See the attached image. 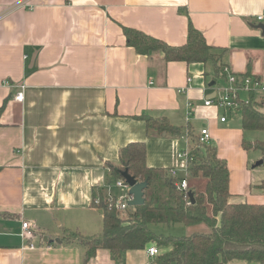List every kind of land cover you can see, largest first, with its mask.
Returning <instances> with one entry per match:
<instances>
[{
    "label": "crops",
    "instance_id": "obj_1",
    "mask_svg": "<svg viewBox=\"0 0 264 264\" xmlns=\"http://www.w3.org/2000/svg\"><path fill=\"white\" fill-rule=\"evenodd\" d=\"M263 11L264 0H0V264H154L148 250L115 259L98 249L87 259L82 238L102 235L94 201L108 195L121 150L145 142L150 167L182 177L178 153L189 127L195 136L210 130V145L228 163L231 201L263 204L253 188L264 166L252 174L235 158L247 152L243 141L263 142L264 132L244 131L242 113L205 106L225 84V69L264 82V33L256 27ZM190 24L224 50L217 66L139 55L123 31L181 47ZM141 116L184 131L149 136ZM250 157L262 160L261 152ZM24 222L35 232L28 241Z\"/></svg>",
    "mask_w": 264,
    "mask_h": 264
},
{
    "label": "trees",
    "instance_id": "obj_2",
    "mask_svg": "<svg viewBox=\"0 0 264 264\" xmlns=\"http://www.w3.org/2000/svg\"><path fill=\"white\" fill-rule=\"evenodd\" d=\"M123 31L127 45L139 55L160 52L166 62H212L217 66L224 53L208 45L192 24L187 42L181 47L169 46L135 29L123 28ZM241 113L244 131L264 132V100L245 104ZM136 118L145 122L149 136H180L184 131L165 117ZM188 129L196 158L190 163L186 178L171 177L170 169L150 167L145 142H132L121 150V165L112 167L111 174L118 180L123 179L122 173L127 171L138 182L146 183L145 203L121 213L110 196L100 194L103 232L98 238H82L87 247V259L98 249L108 250L113 258L120 259L129 251L148 250L155 245L164 253L156 257L154 264H228L232 261L264 264V203L232 202L227 161L220 158L217 148L211 145L202 146L205 153L197 156L199 148L196 147L201 145L192 128ZM242 147L247 152H261L264 166V141H243ZM183 179L188 181L187 190L179 186ZM254 189L264 195V180ZM190 192L194 202L189 197ZM178 224L202 227V230L196 229L182 237L158 234L154 230L157 226Z\"/></svg>",
    "mask_w": 264,
    "mask_h": 264
},
{
    "label": "built area",
    "instance_id": "obj_3",
    "mask_svg": "<svg viewBox=\"0 0 264 264\" xmlns=\"http://www.w3.org/2000/svg\"><path fill=\"white\" fill-rule=\"evenodd\" d=\"M256 19L260 24H264V11L258 14ZM224 74L225 84L217 88L213 98L205 101L206 107H212L218 111H225L234 115L241 113L245 104H256L260 102V100H264V82L260 78L251 75L232 73L228 69L224 70ZM243 94L247 97H243ZM15 99L22 101L24 99L23 93L18 94ZM227 120L228 117L225 115H222L220 118L221 123H225ZM187 137V144L179 151L178 159L184 164V170L188 174V167L190 163L195 160L196 156L193 153V143L189 139L188 132ZM211 138V132L208 128L201 129L197 136L201 146L210 145ZM169 175L174 178L179 177L178 171L175 169H170ZM179 186L183 190H187L188 181L183 179L179 182ZM112 187L121 190L122 195L120 197H115L112 194ZM130 190L129 185L124 179L114 180L113 185L109 186L108 196L115 201V208L121 213L126 212L131 207L129 203L132 201L133 197L130 194ZM99 204L101 205L100 202ZM34 234L35 232L31 224L29 222H24L21 232L22 239L28 241L33 238ZM29 247L34 248V245L30 244ZM161 254L162 250L155 245L148 249V255L150 257H158Z\"/></svg>",
    "mask_w": 264,
    "mask_h": 264
},
{
    "label": "rangeland",
    "instance_id": "obj_4",
    "mask_svg": "<svg viewBox=\"0 0 264 264\" xmlns=\"http://www.w3.org/2000/svg\"><path fill=\"white\" fill-rule=\"evenodd\" d=\"M188 134H189V139L191 140V135H190V131L188 130ZM194 134V133H193ZM195 135V134H194ZM195 138H196V136H195ZM246 140V139H245ZM192 142V141H191ZM226 142H228L230 145H232V143H234V140L233 139H226ZM236 142H237V140H236ZM196 143H194V145H195ZM197 145V144H196ZM197 148H199V149H197ZM196 149H197V153L198 154H196L197 156H202V155H204V153H205V150L202 148V146H198L197 145V147H196ZM234 152H236V150H234V149H232ZM256 153L257 154H260V152L259 151H249V152H246V154H244L243 152L241 153V155H239L240 157H237L236 156V160L238 161V162H240V159L239 158H241V161H242V163H244V161H248L249 163H250V169H248V171L249 172H251L252 173V170H251V168H253V165L256 163H252L251 161H252V159H251V155H256ZM231 155H233V153L231 154ZM234 155H236V153H234ZM246 155V157H243V156H245ZM245 158V159H244ZM237 163V162H236ZM236 166V168H237V166L238 165H235ZM261 167V166H260ZM260 167H258V168H256L255 170H259V168ZM237 169H235V171H236ZM187 174V172L185 171V170H181L180 171V175H186ZM253 174V173H252ZM182 176V177H183ZM250 177H252V176H250ZM255 182H256V179L254 180ZM252 185V184H251ZM253 190H254V188H253ZM252 190V191H253ZM252 191H251V193H252ZM114 193L118 196V197H120L121 195H122V191L121 190H119V189H114ZM101 201V199H100V196H97L96 197V199H95V206L96 207H100V204H99V202ZM130 208H133V207H130ZM129 208V209H130ZM196 229H198V230H202V227H199V228H190V227H186V226H184V225H182V224H178V225H175V226H171V227H168V226H157V227H154V230L156 231V233H158V234H164V235H172V236H175V237H182V236H188V235H190V234H192L193 232H195L196 231ZM197 230V231H198ZM101 235V234H100ZM161 250H163V249H161ZM163 253H164V250H163ZM238 263H242V264H244V263H246V264H254V263H248V262H238ZM229 264V263H228Z\"/></svg>",
    "mask_w": 264,
    "mask_h": 264
},
{
    "label": "water",
    "instance_id": "obj_5",
    "mask_svg": "<svg viewBox=\"0 0 264 264\" xmlns=\"http://www.w3.org/2000/svg\"><path fill=\"white\" fill-rule=\"evenodd\" d=\"M258 29L262 30V32L264 33V24H259L256 26ZM35 60V57L33 59V61ZM263 165V161L260 160L258 162H256L253 165V168L256 169L260 166ZM122 177L123 179L126 181V183L129 185L130 187V194L132 195L133 199L132 201H130L129 205L131 207H137V206H141L145 203V199H144V190L147 186L146 183H141L138 182L134 177H132L127 171H124L122 173ZM189 197L191 199L192 202H194V196L193 193H189Z\"/></svg>",
    "mask_w": 264,
    "mask_h": 264
}]
</instances>
